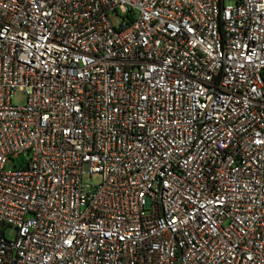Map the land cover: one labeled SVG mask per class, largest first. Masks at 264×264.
Here are the masks:
<instances>
[{"label":"built area","instance_id":"built-area-1","mask_svg":"<svg viewBox=\"0 0 264 264\" xmlns=\"http://www.w3.org/2000/svg\"><path fill=\"white\" fill-rule=\"evenodd\" d=\"M0 264H264V0H0Z\"/></svg>","mask_w":264,"mask_h":264},{"label":"rangeland","instance_id":"rangeland-1","mask_svg":"<svg viewBox=\"0 0 264 264\" xmlns=\"http://www.w3.org/2000/svg\"><path fill=\"white\" fill-rule=\"evenodd\" d=\"M111 22L113 23L114 26H118L121 22L120 18L115 15L112 14L110 17ZM26 101V96L23 92L17 93V95L14 97L13 102L16 105H23ZM102 178L99 174H93L92 177L90 178V176L88 174H85L83 176V183L87 184V185H93V186H97L101 183ZM90 189V187H88ZM15 236V230L12 228H7L6 233H5V237L7 239H12Z\"/></svg>","mask_w":264,"mask_h":264}]
</instances>
